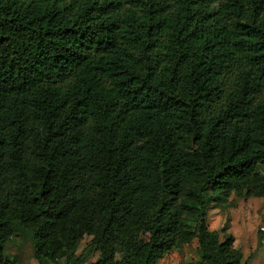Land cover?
Wrapping results in <instances>:
<instances>
[{"label": "trees", "instance_id": "1", "mask_svg": "<svg viewBox=\"0 0 264 264\" xmlns=\"http://www.w3.org/2000/svg\"><path fill=\"white\" fill-rule=\"evenodd\" d=\"M263 168L264 0H0V264L18 230L37 264H245L206 213Z\"/></svg>", "mask_w": 264, "mask_h": 264}, {"label": "rangeland", "instance_id": "2", "mask_svg": "<svg viewBox=\"0 0 264 264\" xmlns=\"http://www.w3.org/2000/svg\"><path fill=\"white\" fill-rule=\"evenodd\" d=\"M206 225L209 230L216 231L220 239L231 235L233 246L241 251L245 264H264V196L244 197L232 193L225 197H214L208 205ZM83 244H79L78 253ZM5 253L13 256L17 264H37L26 231H15L9 237ZM95 259L96 255L91 254L84 264H92ZM198 260L197 244L192 240L181 244L159 264H194ZM59 264L67 263L62 259Z\"/></svg>", "mask_w": 264, "mask_h": 264}]
</instances>
